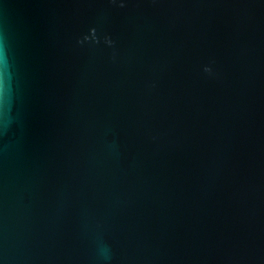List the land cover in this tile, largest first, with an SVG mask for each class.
I'll return each instance as SVG.
<instances>
[{
  "label": "water",
  "instance_id": "95a60500",
  "mask_svg": "<svg viewBox=\"0 0 264 264\" xmlns=\"http://www.w3.org/2000/svg\"><path fill=\"white\" fill-rule=\"evenodd\" d=\"M0 264H264V0H0Z\"/></svg>",
  "mask_w": 264,
  "mask_h": 264
}]
</instances>
